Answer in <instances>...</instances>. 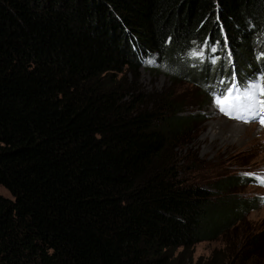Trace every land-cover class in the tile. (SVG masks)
Segmentation results:
<instances>
[{
  "label": "trees",
  "instance_id": "obj_1",
  "mask_svg": "<svg viewBox=\"0 0 264 264\" xmlns=\"http://www.w3.org/2000/svg\"><path fill=\"white\" fill-rule=\"evenodd\" d=\"M261 44L264 0H0V264H181L256 209L220 195L246 179H183L199 115L126 72L156 56L209 100L264 74Z\"/></svg>",
  "mask_w": 264,
  "mask_h": 264
},
{
  "label": "rangeland",
  "instance_id": "obj_2",
  "mask_svg": "<svg viewBox=\"0 0 264 264\" xmlns=\"http://www.w3.org/2000/svg\"><path fill=\"white\" fill-rule=\"evenodd\" d=\"M261 47L264 49L262 44L256 46ZM196 52H202V49ZM190 58H195L192 53ZM249 59L252 60L250 56ZM157 64L156 56L146 58L137 77L129 72H126V77L139 93L151 98L163 94L171 101L180 102L185 114L199 115L195 130L175 151L173 165L183 179L189 184L208 188L220 179L243 178L247 180L246 184L236 188L232 186L228 192L221 193V197L228 194L245 201L262 199L256 209L217 234L213 240L196 244L181 264H264V184L256 179L264 177V126L258 119L246 123L243 119L223 114L214 99L213 102L208 100L202 85L174 79L172 74L177 75L175 68L165 63H161L162 67ZM244 115L247 116V113ZM222 123H228L225 126L233 128L239 125L246 127L248 134L236 129L226 131L220 126ZM253 181L255 184L250 185ZM0 196L14 200L10 191L2 185Z\"/></svg>",
  "mask_w": 264,
  "mask_h": 264
},
{
  "label": "snow or ice",
  "instance_id": "obj_3",
  "mask_svg": "<svg viewBox=\"0 0 264 264\" xmlns=\"http://www.w3.org/2000/svg\"><path fill=\"white\" fill-rule=\"evenodd\" d=\"M211 51L215 52L216 48H211ZM192 55L202 57L203 52L193 51ZM212 63H215V60ZM221 83L225 82L221 81ZM214 103L220 112L230 118L243 119L246 123L258 119L264 126V74L250 85L237 84L233 78V83L214 97ZM245 113L247 116L244 115ZM256 179L264 184V177H256Z\"/></svg>",
  "mask_w": 264,
  "mask_h": 264
},
{
  "label": "bare ground",
  "instance_id": "obj_4",
  "mask_svg": "<svg viewBox=\"0 0 264 264\" xmlns=\"http://www.w3.org/2000/svg\"><path fill=\"white\" fill-rule=\"evenodd\" d=\"M226 124H228V123H222V125H220L222 128L223 127H225L224 129L227 131H229V129H231V130H233V129H236V130H240V131H242V132H246L245 134H248V131H246V130H248L246 127H242L241 125H239V127H232L231 125H229V126H225ZM237 125V124H236ZM245 126V125H244ZM230 132V131H229ZM234 132V131H233ZM231 134H233L232 132H231ZM232 136V135H231Z\"/></svg>",
  "mask_w": 264,
  "mask_h": 264
}]
</instances>
